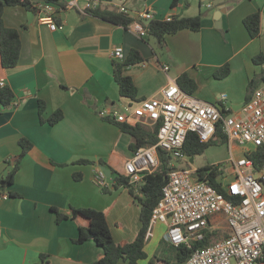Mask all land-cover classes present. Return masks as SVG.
I'll return each mask as SVG.
<instances>
[{
	"label": "crops",
	"instance_id": "0c3cea01",
	"mask_svg": "<svg viewBox=\"0 0 264 264\" xmlns=\"http://www.w3.org/2000/svg\"><path fill=\"white\" fill-rule=\"evenodd\" d=\"M84 1L73 9L56 10L55 31L22 6L5 7L2 14L4 26L18 32L20 55L14 68L0 65V82L14 96L11 106H0V177L15 166L20 140L32 148L19 161L13 183L0 189V264H93L103 251L93 241L74 242L79 225L87 222L73 219L72 209L104 213L116 244L135 239L139 207L127 188L115 187L112 172L124 175V164L136 150L130 147L132 137L114 120L101 118V110L128 114L127 109L157 97L186 73L197 84L193 96L218 105L224 115L237 116L249 82L264 73V0H126L132 22L146 10L155 20L201 16L199 31L165 35L162 45L154 38H139L132 22L122 27L93 17ZM119 5V0H100L98 9L116 11ZM255 12L261 16L260 34L252 39L243 19ZM116 47L123 49L122 60L112 57ZM132 50L144 61L123 71L136 88L135 98L129 99L119 95L113 61L124 62ZM225 64L228 75L215 79L213 74ZM222 95L226 99L220 102ZM39 102L44 103L43 119L57 110L62 119L53 126L41 123ZM136 125L146 133L155 127L145 118ZM230 148L234 156L242 153L236 146ZM100 163L109 170L108 176L103 172V187L94 181L102 171ZM54 209L66 218L57 222ZM166 229L162 222L151 226L146 259L139 264L175 260Z\"/></svg>",
	"mask_w": 264,
	"mask_h": 264
},
{
	"label": "built area",
	"instance_id": "2783aa9c",
	"mask_svg": "<svg viewBox=\"0 0 264 264\" xmlns=\"http://www.w3.org/2000/svg\"><path fill=\"white\" fill-rule=\"evenodd\" d=\"M62 1L63 9L78 7L79 0ZM125 1L119 0L121 5L116 11L127 15ZM99 4L100 0H85L84 9L95 10ZM34 8L39 24L47 25L51 31L59 29L54 21L55 6L37 2ZM153 20L151 11L139 12L132 29L139 38H144L147 35L144 25ZM163 20L170 21L171 17ZM112 57L122 60L123 49L114 48ZM262 68L264 72V61ZM163 70L167 71L168 67ZM3 86L0 82V87ZM225 99L222 95L220 102ZM126 111L128 114L104 109L99 116L129 126L136 125L141 118L158 125L156 143L137 149L125 162L124 176L129 178V183L139 187L144 176L158 167V150L171 159L167 182L153 210L147 236L155 222H162L167 226L166 240L173 248L191 249V244L201 241L206 234L225 232L226 237H216L206 247L193 250L184 264H264V159L256 170L247 157L258 147L264 149V82L240 107L237 116L224 115L218 105L184 92L175 82L162 88L157 97L143 100L134 110ZM219 130L229 147L226 161L214 164L220 190L195 178V170L178 165L193 162L182 151L190 132L201 143H208ZM232 146L242 150L240 156H234ZM94 181L103 187L102 171Z\"/></svg>",
	"mask_w": 264,
	"mask_h": 264
},
{
	"label": "trees",
	"instance_id": "16d2710c",
	"mask_svg": "<svg viewBox=\"0 0 264 264\" xmlns=\"http://www.w3.org/2000/svg\"><path fill=\"white\" fill-rule=\"evenodd\" d=\"M37 2L49 3L57 8V10L63 9L62 0H0V65L4 69H12L18 63L20 55V38L18 32L14 29L7 28L2 23V14L5 7L22 6L26 10L36 13L34 4ZM88 14L96 17L100 20L108 23L126 27L132 19L128 15L120 14L117 11L109 9H95L87 10ZM260 13L255 12L248 15L243 19V25L250 38L254 39L260 34ZM201 16L196 17H183V18H171L170 21L153 20L144 25L147 35L143 40L147 41L148 38H154L159 44H163L165 35L175 34L182 30H189L197 32L201 27ZM258 58H254L256 62ZM144 60L140 54L132 50L128 54L126 60L122 63L113 61V77L117 84L118 92L121 97L134 99L136 96V88L128 76L123 75V71L126 67L142 63ZM229 73L228 64L220 67L213 74L215 79H222ZM264 82V73L252 79L248 84V95L245 102L250 98L252 92L258 88L260 83ZM177 85L186 93L193 95L197 89V84L186 74H181L177 80ZM14 96L12 91L3 86L0 88V106L3 108L12 105ZM44 111V103L39 102L38 113L41 123H47L53 126L63 117L62 112L57 110L49 118L43 119L42 113ZM120 129L123 133L132 137L133 143L130 146L133 151L146 146H151L156 143V131L158 125H155L152 133H146L143 128L138 125L129 126L126 124L121 125ZM219 144H225L226 138L219 130L215 137L208 143H201L198 137L194 133H189L186 137L183 153L189 157H194L203 154L210 146ZM19 145L21 147V154L18 156L15 166L7 173L5 177H0V189L7 185H11L14 180V175L18 169V163L21 158L32 148V145L26 140H20ZM159 165L151 173L147 174L143 178L142 184L138 188H135L129 183V178L112 172L114 174L115 187H125L128 189L130 195L134 198L139 206V221L140 229L135 239L130 243L116 244L111 236L108 228L104 213L94 209H72L71 216L78 221H86V225L80 224L78 227V236L74 240L75 243L81 244L86 241H93L99 248L102 249L103 255L97 259L93 264H119L124 262L126 264H139L146 259V253L144 247L147 240V230L150 224V219L153 214V210L157 203L161 199L162 188L167 182V175L169 171L170 156L164 151H157ZM247 157L253 161L256 170H259L264 159V149L261 147L251 151ZM80 164H89L86 160L78 161ZM105 167L104 163H100ZM194 177L208 182L214 188L220 190L219 184L216 179L218 177V169L214 165H206L202 168H198L194 171ZM79 177L75 176V179ZM105 191V189H102ZM137 193V194H136ZM11 195V194H10ZM56 214V221L60 222L65 219L66 216L53 210ZM226 237L225 232H210L204 236L199 242L191 244V249L181 246L175 248V260L172 263L164 264H184L191 252L197 248L206 247L216 237ZM41 261H45V257L40 256Z\"/></svg>",
	"mask_w": 264,
	"mask_h": 264
},
{
	"label": "rangeland",
	"instance_id": "374dc122",
	"mask_svg": "<svg viewBox=\"0 0 264 264\" xmlns=\"http://www.w3.org/2000/svg\"><path fill=\"white\" fill-rule=\"evenodd\" d=\"M151 40L153 41V39ZM227 155L229 154H227L226 146H224V144L217 143L216 145L210 146L203 154L192 157L193 162L191 165H188L186 163H179L178 165L180 167L190 168L191 170L194 171L206 165H214L213 163L218 162V161L224 162L228 158ZM240 155L241 154H237L236 156H240ZM222 162H219V163H222ZM135 203H136V206L139 207L137 202ZM146 252L150 253L149 249H147Z\"/></svg>",
	"mask_w": 264,
	"mask_h": 264
},
{
	"label": "water",
	"instance_id": "95a60500",
	"mask_svg": "<svg viewBox=\"0 0 264 264\" xmlns=\"http://www.w3.org/2000/svg\"><path fill=\"white\" fill-rule=\"evenodd\" d=\"M220 13H222V11L217 12V14H220ZM215 20L218 21L217 19H215ZM190 162H192V159L190 160ZM99 167L102 170V172H104L108 176L109 170L106 167H104L103 165H99ZM165 239H166V236H165Z\"/></svg>",
	"mask_w": 264,
	"mask_h": 264
}]
</instances>
